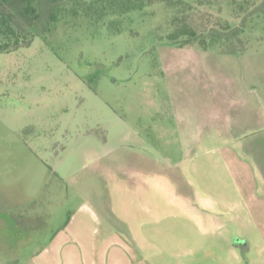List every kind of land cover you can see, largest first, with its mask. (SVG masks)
Returning <instances> with one entry per match:
<instances>
[{"label":"rangeland","instance_id":"1","mask_svg":"<svg viewBox=\"0 0 264 264\" xmlns=\"http://www.w3.org/2000/svg\"><path fill=\"white\" fill-rule=\"evenodd\" d=\"M93 2L0 52V264H264V0Z\"/></svg>","mask_w":264,"mask_h":264},{"label":"trees","instance_id":"2","mask_svg":"<svg viewBox=\"0 0 264 264\" xmlns=\"http://www.w3.org/2000/svg\"><path fill=\"white\" fill-rule=\"evenodd\" d=\"M66 0H0V52L1 53H10L17 50L21 46H27L31 44L30 39H24L25 36V26H31V21H34L35 18H40L42 14V9H40L41 2L44 3L46 12H50V17L46 21L48 22H57L58 18L56 16L60 3H64ZM78 0H75L77 2ZM144 0H141L142 3ZM232 6H235L237 0H228ZM131 7L128 9H136V3L139 0H94L95 3H101V10L108 12L109 10L115 11L114 8H118L121 11H124L125 3H131ZM154 2H159L161 5L168 6L167 8H175L181 0H154ZM250 5V3H249ZM57 7V8H56ZM242 8V6H239ZM236 6V8H239ZM135 8V9H134ZM136 11V10H135ZM30 31H35L31 29ZM179 33V32H177ZM186 34L195 36V32L185 31ZM182 33V34H185ZM195 34V35H194ZM34 36V34L32 35ZM179 36L174 33L172 38Z\"/></svg>","mask_w":264,"mask_h":264},{"label":"crops","instance_id":"3","mask_svg":"<svg viewBox=\"0 0 264 264\" xmlns=\"http://www.w3.org/2000/svg\"><path fill=\"white\" fill-rule=\"evenodd\" d=\"M247 248V247H246Z\"/></svg>","mask_w":264,"mask_h":264}]
</instances>
